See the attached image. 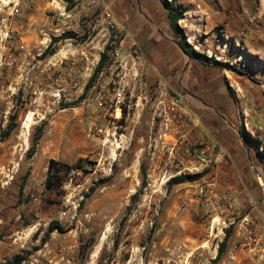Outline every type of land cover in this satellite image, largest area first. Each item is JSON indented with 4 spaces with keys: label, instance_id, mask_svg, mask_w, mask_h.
<instances>
[{
    "label": "rangeland",
    "instance_id": "1",
    "mask_svg": "<svg viewBox=\"0 0 264 264\" xmlns=\"http://www.w3.org/2000/svg\"><path fill=\"white\" fill-rule=\"evenodd\" d=\"M92 1L0 0V264H264V0H167L178 32L160 0ZM133 43L138 75L129 62L121 80ZM160 91L191 116L161 125ZM50 160L72 169L49 192Z\"/></svg>",
    "mask_w": 264,
    "mask_h": 264
},
{
    "label": "built area",
    "instance_id": "2",
    "mask_svg": "<svg viewBox=\"0 0 264 264\" xmlns=\"http://www.w3.org/2000/svg\"><path fill=\"white\" fill-rule=\"evenodd\" d=\"M89 4H93L94 1L88 0ZM131 47L133 50L129 52V55L127 57H122L118 59V62L123 63L121 66L122 70L120 73H117L116 76L119 77L122 80V75H125V71L127 70L128 63L131 62L130 68L132 69V74L135 76L138 75V67L140 66L139 63V57H137V49L136 44H131ZM116 57H118V53L116 52ZM129 58V59H128ZM125 82H119L118 87H115L112 94V100L111 104L108 108H103V114L106 117L108 115L109 118L107 119V127L101 130V132L104 134L105 137H113L116 135V130L118 128H122L121 125H117L120 121L123 112V108L126 107V100H125ZM187 99V96L182 92H176L173 96H167L166 93L163 91H160L158 100L156 102V109H155V117L160 122L161 125H164L167 129L172 124H175V122H178V120L181 118V114H184V117H190L191 114L187 111L185 101ZM128 107V106H127ZM119 144L123 142V140L126 138L124 134H120L118 137ZM114 137V139H117ZM184 141V140H183ZM174 147V146H173ZM174 148H171V151ZM200 160L202 162H209L211 163V160H208L204 157V151L202 150L200 156ZM216 166H220L225 162V157L223 154H219L216 158H214L213 161ZM250 204H254V202L249 199Z\"/></svg>",
    "mask_w": 264,
    "mask_h": 264
},
{
    "label": "trees",
    "instance_id": "3",
    "mask_svg": "<svg viewBox=\"0 0 264 264\" xmlns=\"http://www.w3.org/2000/svg\"><path fill=\"white\" fill-rule=\"evenodd\" d=\"M160 1H161L162 5L164 6V8L167 10V16L170 20L171 29L175 32H178L177 22L182 19V11H177L173 7L172 4L167 2V0H160ZM69 35H71V34H69ZM55 41H56L55 39H52V42L48 45L46 50L43 52V54H42L43 57H50V56L55 54V52H56V50L54 48ZM179 48L184 53H186L191 59H193V60H195V61H197V62H199L205 66H208V67L222 66V64L216 62L215 60H213L211 58H207L203 54L194 52L192 50V48L186 43L185 40H181L179 42ZM106 49H107V47H106ZM104 59H105L104 56H100V60L98 62L97 68H96L93 75L96 76L97 73L100 71L101 67L103 66ZM225 66L228 67V65H225ZM95 76H93V77H95ZM15 120H16V116H12L10 123L7 125L6 129L3 130V132H2V140L8 138L9 135L11 134V132L16 128ZM39 135H40V133H39ZM34 145H35V142L31 146V152L34 150ZM71 169H72L71 167H69L65 164H61L57 161L50 160L48 163V167H47L46 178L44 181V188L49 192L50 191H57L62 186V182L64 181L65 176L67 174H69V171ZM189 179L191 180L193 178L190 176H182V177L174 179L173 182L181 183V182H184V181L189 180ZM53 227H57L55 223L50 225L51 229ZM227 238H228V234L226 235L225 239L223 240V242L218 247L217 259H220L222 257V255L225 253ZM23 260L24 259L22 257L16 256L14 258L12 264H21L23 262Z\"/></svg>",
    "mask_w": 264,
    "mask_h": 264
},
{
    "label": "crops",
    "instance_id": "4",
    "mask_svg": "<svg viewBox=\"0 0 264 264\" xmlns=\"http://www.w3.org/2000/svg\"><path fill=\"white\" fill-rule=\"evenodd\" d=\"M163 48H164L165 51H167V49H165V47H163ZM165 61H167V62L169 61V57L168 56H166L165 58L164 57L161 58V62L164 63L165 65H168L167 62H165ZM185 85L187 86V83ZM191 137H192V139H196L197 134H196L195 131H191Z\"/></svg>",
    "mask_w": 264,
    "mask_h": 264
},
{
    "label": "bare ground",
    "instance_id": "5",
    "mask_svg": "<svg viewBox=\"0 0 264 264\" xmlns=\"http://www.w3.org/2000/svg\"><path fill=\"white\" fill-rule=\"evenodd\" d=\"M28 124H29L28 122L25 123L26 128L28 127Z\"/></svg>",
    "mask_w": 264,
    "mask_h": 264
},
{
    "label": "water",
    "instance_id": "6",
    "mask_svg": "<svg viewBox=\"0 0 264 264\" xmlns=\"http://www.w3.org/2000/svg\"><path fill=\"white\" fill-rule=\"evenodd\" d=\"M187 58H188V60L190 59L187 55H185Z\"/></svg>",
    "mask_w": 264,
    "mask_h": 264
}]
</instances>
